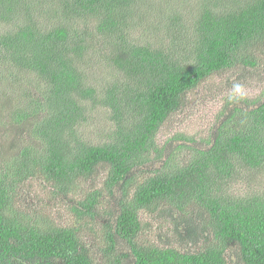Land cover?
Wrapping results in <instances>:
<instances>
[{
  "label": "trees",
  "instance_id": "1",
  "mask_svg": "<svg viewBox=\"0 0 264 264\" xmlns=\"http://www.w3.org/2000/svg\"><path fill=\"white\" fill-rule=\"evenodd\" d=\"M263 55L264 0H0V264H264V89L176 123ZM39 177L73 226L18 204Z\"/></svg>",
  "mask_w": 264,
  "mask_h": 264
},
{
  "label": "rangeland",
  "instance_id": "2",
  "mask_svg": "<svg viewBox=\"0 0 264 264\" xmlns=\"http://www.w3.org/2000/svg\"><path fill=\"white\" fill-rule=\"evenodd\" d=\"M225 76H227V74L217 76L219 78L216 77L212 79V81L214 82L211 84H219L222 81L221 78ZM258 76L260 78L257 81L261 83L262 81L260 80L264 79V73L260 72L258 73ZM253 85L254 87L252 88L246 85L249 89V96L246 99L252 100L256 96H258L264 89V82L260 85L256 83H254ZM204 93V90L201 89L198 92L199 97L196 95L191 97L196 102L195 108H186V110L180 117L183 123H180L178 120H176L177 130L183 131V133L187 135H207L208 129L213 122L212 119L214 114H216L217 111L221 109L222 104L227 100L228 94L223 95L218 91H214V93L217 95V99L214 101L210 98L208 101H206L202 100V96L204 95ZM165 138L166 137L164 136V134L159 135L158 142L161 144V142L164 141ZM39 178L41 180L34 179L31 182L27 181L20 187L19 193H17L16 196V198L19 197L18 204L20 203L23 206H31L33 208H36L44 215H47L55 226H73L75 219L71 215L68 205H66L64 200L62 199L56 200L52 195L53 191L51 190V184L47 183L43 179V177ZM100 184L101 182L98 181L95 185L100 186ZM92 185L93 184L88 181L79 182L78 187H80L81 191L83 192H80L77 197L82 198V196L89 190V187ZM244 185L245 183L241 181L240 183L235 185L234 189L242 190ZM23 191H25L24 195L22 194ZM162 220L158 218L157 214L142 213L141 222L149 226L148 229H144L142 232V242H155L157 241L156 236H158L161 232L165 233L168 230V221L164 219ZM80 231H83L82 227H80ZM88 235L93 237V234L91 232H88Z\"/></svg>",
  "mask_w": 264,
  "mask_h": 264
},
{
  "label": "clouds",
  "instance_id": "3",
  "mask_svg": "<svg viewBox=\"0 0 264 264\" xmlns=\"http://www.w3.org/2000/svg\"><path fill=\"white\" fill-rule=\"evenodd\" d=\"M249 96L248 87L240 82H234L227 96L228 103H238Z\"/></svg>",
  "mask_w": 264,
  "mask_h": 264
}]
</instances>
